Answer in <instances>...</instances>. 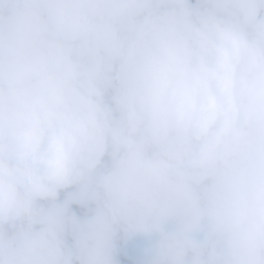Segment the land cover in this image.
Instances as JSON below:
<instances>
[{"label":"clouds","instance_id":"obj_1","mask_svg":"<svg viewBox=\"0 0 264 264\" xmlns=\"http://www.w3.org/2000/svg\"><path fill=\"white\" fill-rule=\"evenodd\" d=\"M0 264H264V0H0Z\"/></svg>","mask_w":264,"mask_h":264}]
</instances>
